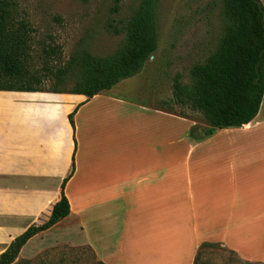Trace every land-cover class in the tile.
<instances>
[{"label": "crops", "instance_id": "obj_1", "mask_svg": "<svg viewBox=\"0 0 264 264\" xmlns=\"http://www.w3.org/2000/svg\"><path fill=\"white\" fill-rule=\"evenodd\" d=\"M208 128L110 90L0 91V254L73 169L69 214L19 254L60 226L103 264H194L203 243L264 264V94L248 124Z\"/></svg>", "mask_w": 264, "mask_h": 264}, {"label": "rangeland", "instance_id": "obj_2", "mask_svg": "<svg viewBox=\"0 0 264 264\" xmlns=\"http://www.w3.org/2000/svg\"><path fill=\"white\" fill-rule=\"evenodd\" d=\"M15 18L29 34V69L43 82L44 90L71 91L86 78L76 64L86 55L108 58L126 44L124 27L142 0H10ZM264 8V0H259ZM157 49L135 76L110 91L193 121L201 130L200 112L173 101L176 75L191 82L190 69L203 63L224 33L226 18L222 0H156ZM50 51V56L45 54ZM61 69L52 77L48 71ZM42 224V223H41ZM39 224V225H41ZM69 238L79 237L69 234ZM63 227H56L28 244L11 264H103L91 247L69 241ZM195 264H261L240 259L219 244L199 250Z\"/></svg>", "mask_w": 264, "mask_h": 264}, {"label": "trees", "instance_id": "obj_3", "mask_svg": "<svg viewBox=\"0 0 264 264\" xmlns=\"http://www.w3.org/2000/svg\"><path fill=\"white\" fill-rule=\"evenodd\" d=\"M227 20L224 33L205 62L190 69L191 82L183 84L178 75L172 84L173 101L200 112L208 125L206 135L216 129L240 128L257 115L264 94V8L259 0H222ZM156 0H142L124 30L126 44L115 55L96 58L86 55L76 65L87 72L71 91L44 90L41 79L29 69V34L15 18L14 4L0 0V91L55 92L93 97L119 82L135 76L157 49ZM50 56V51H45ZM48 71L52 77L61 69ZM170 113V112H169ZM184 118V117H183ZM71 124V116L69 117ZM63 179L61 197L48 220L30 226L0 254V264H11L29 239L44 232L69 214ZM209 245L203 243L199 250ZM199 251L195 258L196 263Z\"/></svg>", "mask_w": 264, "mask_h": 264}]
</instances>
